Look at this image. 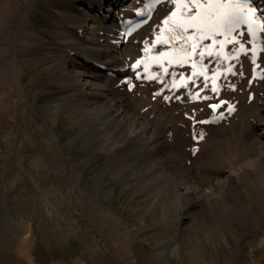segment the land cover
Segmentation results:
<instances>
[{"label": "rangeland", "instance_id": "374dc122", "mask_svg": "<svg viewBox=\"0 0 264 264\" xmlns=\"http://www.w3.org/2000/svg\"><path fill=\"white\" fill-rule=\"evenodd\" d=\"M170 7L167 0L151 5L147 22L129 35L118 26L120 35L110 46L124 75L93 62L118 79L114 86L121 93L141 101L136 110L157 109L169 118V142L178 130L186 140L174 153L169 146L153 155L139 152L147 167L138 170L132 152L143 145L130 140L131 123L114 129L102 121L89 91L93 80L78 66L84 60L75 49L80 33L64 11L55 0H0V264H264V200L254 179L244 186L246 206L228 219L203 221L195 205L187 206L191 219L176 216L183 203L177 183L185 184L189 172L212 163L217 146L224 147L212 140L203 148L207 128L239 121L261 95L251 91L264 76L251 59L264 61V45L230 53L237 29L228 25L231 42L221 53L227 69L213 75L214 83L226 86L213 100H189L191 84L165 86L163 77L170 71L197 77L193 60H179L178 53L165 63L156 54L163 45L152 31L153 17ZM82 8L93 12L89 5ZM204 27L208 31L192 38L195 53L189 50L184 59L197 58L215 40L209 22ZM67 41L75 42L74 50ZM190 103L206 106L207 120L188 115ZM181 151L187 157L176 156Z\"/></svg>", "mask_w": 264, "mask_h": 264}, {"label": "bare ground", "instance_id": "6f19581e", "mask_svg": "<svg viewBox=\"0 0 264 264\" xmlns=\"http://www.w3.org/2000/svg\"><path fill=\"white\" fill-rule=\"evenodd\" d=\"M75 1L77 0H55V7L59 11H64V14L67 15L66 21L70 24V27L80 33L77 46L73 41L65 42V46L69 50H74L75 45V49H79L77 53L81 58H84V60L80 59L78 66H81V69L93 80V88L91 86L89 91L95 95L100 104L101 110L99 113L100 116L102 115V121L113 122L110 125H113L114 129L124 124H132L133 128L128 129L130 140L134 146L143 145L136 149V153L132 152V157L137 158L136 166L138 170L145 169L147 163L138 158L139 152L142 151L144 155H153L169 146L174 153L186 144V140L178 130L174 139L169 142L168 128L170 126L167 122L169 118L164 117L157 109H151V111L136 110L133 105L141 101L135 96L121 93L114 86L118 79L104 74L106 70L105 72H99L100 69L94 67L93 62H99L105 67H109L107 68L108 73H113L116 76L122 75L125 66L110 46V43H113L120 35L118 26L120 25L123 28L125 22H129L137 16V20H139L142 11H149L145 14V17L148 18L151 14V6L150 10L145 8L149 4L154 6L160 0H78L82 3L79 4L81 6L76 5ZM167 1L169 7L172 4L170 11H165L164 16L157 15L153 17L156 27L152 28V31L161 39L163 45L159 49L161 51L158 50L156 54L161 55L165 63H172L174 56L178 53L180 54L179 60H193L197 77L186 78L184 76L183 78L176 72L170 71L165 79L163 77V85L183 83V85L188 86L191 84L192 91L187 89L185 93L187 99L199 101L201 98V100L206 101L209 98L213 100L218 91L222 89V86H226L220 82L219 84L214 83L213 80L217 76L213 75L227 69L226 65L228 63L225 62V58L221 53L225 52L226 54L227 45L231 42V38H226L228 36L227 26L231 25V22H229L231 17L237 15L240 17V21L232 24L237 30H235L236 35L233 36L235 42L230 43V53L239 50L243 45L245 49L243 52L248 54V46L254 44L264 45V0H246L243 4H240V9L234 7L209 9L207 7L208 3H215L216 0ZM219 2L227 3L228 0H219ZM85 5H89L93 12L82 8ZM182 5H187V7H182ZM199 5H204V7ZM226 11L231 13L227 19L222 16V13ZM173 13H176V15L173 16ZM249 13H251L250 19ZM193 16H197L195 22L191 20ZM208 22L211 25L209 32L215 36L214 41L217 43L212 41L207 47H203L204 49L200 48L197 52V58L184 59L189 57V50L193 49V45H191L192 38L205 33L207 28L205 30L200 27H204ZM192 23H195L196 27L187 25ZM249 24H253V28L257 29L256 33L251 34L249 32V28L251 29ZM179 25H181L180 32ZM184 28L186 30L185 39L180 35L181 33L183 36ZM170 29L173 32H170ZM217 34H221L222 38ZM189 37L192 38L188 39ZM219 42H224L223 48H221ZM209 46H211L210 51L213 56L205 61V58L209 55ZM201 52L205 54L201 56ZM215 52L218 55L217 60L214 57ZM192 53L190 52L189 55H192ZM72 57L69 55L66 57V61H71L70 64L72 63ZM251 61L252 66L264 75V61L257 58H252ZM72 65L74 66L73 63ZM134 72L137 73L136 70ZM198 78H200V83L196 82ZM182 80L184 81L182 82ZM253 82L251 91L257 92L258 90L261 95H257L256 102L251 105V111L240 117L239 121L230 122L228 127L214 128L210 126L211 129L207 128L209 136L202 144L203 148L206 145L210 146L212 140H221L224 147L217 146L215 152L212 153V163H206L204 168L198 166L195 169L196 172H189L190 179L186 180L185 184H182V182L177 183V194L183 198V203L178 210L179 213L176 214L178 219H181L182 216L191 219L193 216L187 211V206L192 207L194 205L198 207L196 211L198 218L203 221L215 223L217 220L228 219L230 212L246 206L248 192L244 186L250 179L257 182L261 198L264 200V76ZM213 87H216L217 91H213ZM167 94H169V91H167ZM174 94L171 95L175 96ZM235 95L241 98L240 95ZM231 96L229 98L234 99ZM218 101L230 102L227 99ZM194 104L186 105L189 109L187 114L197 117L196 119L199 120H207L208 113H210L208 108L198 105L197 107ZM213 105H216V103ZM178 107H181V105L178 104ZM183 122L182 120L180 123ZM134 124L136 125L133 126ZM183 124L178 122V125ZM176 156L179 158L187 157V154L185 151H181Z\"/></svg>", "mask_w": 264, "mask_h": 264}, {"label": "snow or ice", "instance_id": "6c2138e0", "mask_svg": "<svg viewBox=\"0 0 264 264\" xmlns=\"http://www.w3.org/2000/svg\"><path fill=\"white\" fill-rule=\"evenodd\" d=\"M200 7H204V5H199ZM182 7H187V5H182ZM207 7L209 9L211 8H221V9H229V8H236V9H240L241 5H240V2L239 0H228L227 3H220L219 0H216L215 3H208ZM173 16L176 15V13H173L172 14ZM231 15L230 12H224L222 13V16L227 19V17ZM251 18V13H249V19ZM191 20L193 22H195L197 20V16H193L191 17ZM254 23V22H253ZM190 27H196V24L195 23H192L190 24ZM179 38V37H178ZM192 37H189L188 39H191ZM205 37L201 36V39H204ZM213 43H217L216 41H214ZM220 43V46L221 48H223V45H224V42H219ZM193 53H195V50H196V45H193ZM211 48V46H209V49ZM240 51H245L243 45H241V48H240ZM205 53L204 52H201L200 55L203 56ZM208 54L209 55H212V52L209 50L208 51ZM213 91H217L216 87H213L212 89ZM221 103H224L223 101ZM213 107H219V105H213Z\"/></svg>", "mask_w": 264, "mask_h": 264}]
</instances>
